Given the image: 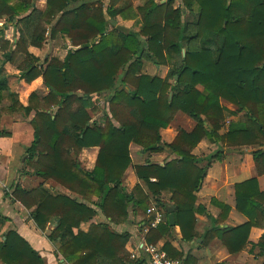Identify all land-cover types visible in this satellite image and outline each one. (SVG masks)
Wrapping results in <instances>:
<instances>
[{
    "label": "trees",
    "instance_id": "trees-1",
    "mask_svg": "<svg viewBox=\"0 0 264 264\" xmlns=\"http://www.w3.org/2000/svg\"><path fill=\"white\" fill-rule=\"evenodd\" d=\"M37 1L0 0V140L11 137L1 127L4 108L24 119L34 113L26 167L77 196H53L43 187L12 188L14 201L32 210L42 231L60 219L49 239L61 244V263L143 264L126 251L127 234L113 232L105 221L92 224L88 232L81 225L99 215L119 224L129 219L131 209L145 216L148 225L152 205L163 210L164 222L145 236L148 245L173 235L167 213L172 206L185 242L195 238L196 215H207L211 228L205 239L218 238L230 254L242 252L251 230H264V192L258 179L235 186L236 210L248 219L240 227H223L230 206L212 200L221 211L214 218L196 204L207 169L222 159L225 148H254L257 174L264 176V0H148L138 8L133 0H46L44 11L36 8ZM119 17L138 22L140 31H120ZM10 28L19 35L14 46L3 39ZM46 34L52 41L69 39L64 59L41 61L30 53L31 47L43 46ZM147 63L167 68V77L145 74ZM7 64L17 66L18 79L26 84L42 78L48 94L33 93L24 106L11 90ZM103 95V123H91L97 111L93 98ZM179 113L195 127L180 130L167 144L161 131ZM237 116L221 133L226 121ZM205 139L221 147L202 160L193 151ZM131 144L150 155L170 152L172 159L164 166L150 161L133 166ZM90 148L99 153L94 169L86 171L79 157ZM205 162L204 168L198 166ZM131 166L141 183L129 191L124 181ZM167 191L172 197L165 203L160 195ZM7 221L0 217V264H45L16 231L3 232ZM256 248L264 256V235L252 245ZM162 250L172 259L184 257L169 243Z\"/></svg>",
    "mask_w": 264,
    "mask_h": 264
},
{
    "label": "crops",
    "instance_id": "crops-1",
    "mask_svg": "<svg viewBox=\"0 0 264 264\" xmlns=\"http://www.w3.org/2000/svg\"><path fill=\"white\" fill-rule=\"evenodd\" d=\"M137 2L136 5H139ZM142 4V3H141ZM78 5V4H76ZM119 20V25L124 27H131L133 22H124ZM118 24V21H117ZM4 22H0V27L3 28ZM128 28V29H129ZM41 48L31 47L30 53L38 56L41 52ZM39 57V56H38ZM9 66L6 65V69L9 72ZM155 67V66H154ZM157 72L160 71L161 77H166L168 69L164 67H155ZM9 74V73H8ZM19 75V72H16ZM10 75V74H9ZM44 87L43 79L39 78L32 84H26L24 81L18 82L15 90L11 87V90L18 94L19 101L24 105H28V99L32 92L37 91ZM37 87V88H36ZM200 91H203L201 87H197ZM31 89L29 94H23L21 91ZM44 94L40 95L44 97L48 94L49 90L44 87ZM229 110L235 111V107L231 104L223 103ZM18 122H22L24 125L20 128V125L14 127L13 125L8 130L11 133V137L4 141L0 140V217L7 218L4 230L16 231L21 237H23L31 247L38 252L42 257L45 264H62L59 258V248L61 244L59 242H53L49 239V236L59 226L60 219L54 218L47 226L45 231L39 229L31 218L32 210L26 209L21 203L15 202L12 196L13 187L20 185L24 190L31 191L43 187L51 195H67L71 197H77L75 194L70 193L65 188L50 180L45 181L42 178L33 174V171L26 167V149L31 145L33 141V133L30 126V122L34 117V113L28 118L24 119L21 115ZM94 122L99 124L103 123V115L94 117ZM232 119V118H231ZM195 127V122L186 115L179 113L171 125L161 131L162 139L165 143L171 144L177 137L180 130L191 132ZM4 129V126L2 125ZM226 128L221 132L225 133ZM220 145L212 144L209 140H203L193 151V155L199 159L205 160L209 156L215 154L220 150ZM252 147H239V148H225L222 159L217 162L211 163V166L206 171L205 179L202 182L201 188L197 193V206H204L206 214L216 218L220 214V209L213 205L212 200H216L219 203L226 204L231 207L229 217L223 227L225 228H237L248 222V219L236 210V192L235 186L237 184L249 181L257 178L259 181L260 190L264 192V176L259 177L254 165ZM99 149L90 148L82 151L79 161L82 167L86 171H92L95 167ZM130 156L133 166L145 165L147 161L151 163L164 166L168 161L172 159L170 152H164L161 154H146L141 147L136 144L130 145ZM205 163H201L198 166L204 168ZM131 166L126 173L124 186L129 190H133L137 184L141 182L137 179L135 170ZM152 179L151 181L153 182ZM147 194H150L145 189ZM172 197L170 191L163 192L160 195V199L163 202H169ZM97 199H95L96 201ZM172 207V206H170ZM173 208V207H172ZM198 223L194 233V240L191 242H185L181 229L177 226L173 228V235L168 236L161 240L156 246L162 249V247L169 243L176 251L183 254V258L180 259L185 264V259L188 257L186 264H263L264 256L260 255L258 248L252 249V245H257L264 235V230L260 228H253L249 235V243L247 247L238 254H230L227 248L222 242L216 238L211 237L206 240L205 236L207 231L211 228V222L207 215H196ZM105 221L108 223L109 228L118 234H127L129 241L125 247L126 251L132 256L138 255V258L143 260V264H150L149 257L140 251L141 245L145 242V236L143 233V227L146 225V217L143 215H136L132 209L130 211L129 219L119 224L109 223V220L102 215H99L92 223L82 224L81 230L88 232L92 224ZM98 224V223H97ZM76 233L77 230L75 229ZM206 243V244H205ZM253 250V253H251ZM132 259V258H131ZM68 264V263H63Z\"/></svg>",
    "mask_w": 264,
    "mask_h": 264
},
{
    "label": "rangeland",
    "instance_id": "rangeland-1",
    "mask_svg": "<svg viewBox=\"0 0 264 264\" xmlns=\"http://www.w3.org/2000/svg\"><path fill=\"white\" fill-rule=\"evenodd\" d=\"M103 1L106 4H108V0H103ZM147 1L148 0H133V3H134L135 8H138V7L142 6L143 4H145ZM156 1L157 2H160V1L165 2V0H156ZM137 2H140V4L139 5H136ZM46 5H47L46 0H38L36 2V8L38 10H41V11H44L46 9ZM75 6H77V5H72L71 7L73 8ZM174 6H175V8H178L179 7V2H176L174 4ZM118 19H121V18L119 17ZM118 19H117V21H118L117 28L120 31H122L124 33L139 32L140 31V25L138 24V22L130 21V22H133L132 24H134V25L133 26L131 25V27L129 28V27H124V26L119 25V20ZM124 22H127V21H124ZM18 38H19V35L14 31L13 28H10L9 30H5L3 39L6 40V41H8V42H10L12 46L15 45V43L17 42V39ZM46 38H47V40L43 44L44 47L40 50L41 52L38 55L39 57L38 56H36V57H38L41 61L46 60V58L51 59L53 57L59 58L61 60L64 59V57L66 56V46H68L70 44L69 39L63 38V37H59L57 40L52 41V40L48 39L49 38V35L48 34H46ZM1 56H2V53H0V58H1ZM8 65H10L9 66L10 69H9V72L6 69V72L9 73L10 76H11L9 78V84L15 90L16 88H14V87H17L18 82H20L19 79H18V76L19 75L16 74V72L17 71L19 72V70L17 69V66L16 65H11V64H8ZM143 72L145 74L149 75V76H155V75L159 76L160 75V71L157 72V69H155L154 65L148 64V63L145 65V68H144V71ZM166 77H167V75H166ZM162 78H164V77H162ZM39 88H41V89L32 92L31 95L33 93H38L40 95H42V94L45 93L44 92V87H41L40 86ZM21 92L23 94H29L31 92V89L26 90L24 92L21 91ZM106 100H107V98L104 95L101 96V97L95 96L93 98V102L95 103V106H96L97 111L94 114H91L92 115V121H91V123H94V121H93V120H95L94 117L101 116V115L104 114L105 110L107 109V105H106V102L107 101ZM226 104H228V103H226ZM5 106H7V104H5ZM235 109H236V107H235ZM239 117L240 116H237L234 119L233 118L232 119L229 118L226 121L225 128H227L229 126V123H230L231 120L236 121V120H238ZM17 120H20V116L19 115H13V114L11 115V114H9L6 111V108H4V112H3V115H2V119H1V127L3 125L4 126V130H6V132H9L8 130L10 129V127L12 125L14 127H16L17 125H20V128H22L24 126V125H22V122H18ZM96 123H98V122H96Z\"/></svg>",
    "mask_w": 264,
    "mask_h": 264
},
{
    "label": "built area",
    "instance_id": "built-area-1",
    "mask_svg": "<svg viewBox=\"0 0 264 264\" xmlns=\"http://www.w3.org/2000/svg\"><path fill=\"white\" fill-rule=\"evenodd\" d=\"M155 182V180H153ZM147 215L153 217L152 221L143 227L144 236H146L152 229H156L160 224L164 222V212L162 209L158 208L155 205H152L148 211ZM140 251L143 252L146 256L149 257L150 264H183V261L180 259H172L168 254L154 245H148L144 242ZM132 260H138V255L133 254L131 256Z\"/></svg>",
    "mask_w": 264,
    "mask_h": 264
},
{
    "label": "water",
    "instance_id": "water-1",
    "mask_svg": "<svg viewBox=\"0 0 264 264\" xmlns=\"http://www.w3.org/2000/svg\"><path fill=\"white\" fill-rule=\"evenodd\" d=\"M167 213H168V223L171 227H174L175 226L174 208L168 207Z\"/></svg>",
    "mask_w": 264,
    "mask_h": 264
}]
</instances>
